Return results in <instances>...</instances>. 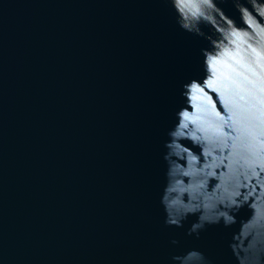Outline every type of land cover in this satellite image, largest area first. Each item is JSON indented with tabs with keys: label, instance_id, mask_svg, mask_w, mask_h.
Segmentation results:
<instances>
[{
	"label": "water",
	"instance_id": "1",
	"mask_svg": "<svg viewBox=\"0 0 264 264\" xmlns=\"http://www.w3.org/2000/svg\"><path fill=\"white\" fill-rule=\"evenodd\" d=\"M0 264H264V0H0Z\"/></svg>",
	"mask_w": 264,
	"mask_h": 264
}]
</instances>
